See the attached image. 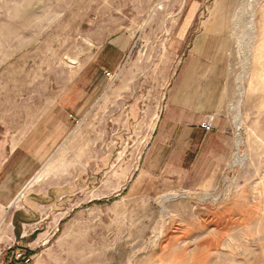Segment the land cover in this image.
Instances as JSON below:
<instances>
[{"label":"rangeland","instance_id":"rangeland-1","mask_svg":"<svg viewBox=\"0 0 264 264\" xmlns=\"http://www.w3.org/2000/svg\"><path fill=\"white\" fill-rule=\"evenodd\" d=\"M120 34L136 46L110 79L97 56ZM206 39L210 60L188 62ZM176 94L221 125L198 159L153 153ZM56 100L76 120L51 155L14 151ZM15 259L264 264V0H0V264Z\"/></svg>","mask_w":264,"mask_h":264},{"label":"crops","instance_id":"crops-1","mask_svg":"<svg viewBox=\"0 0 264 264\" xmlns=\"http://www.w3.org/2000/svg\"><path fill=\"white\" fill-rule=\"evenodd\" d=\"M189 29L186 28V32ZM136 36H129L127 34H120L113 39L109 40L98 52V59L96 66L100 69L108 68L117 72L124 65L127 58L132 54ZM201 40H197L191 47V54L189 55L188 62L209 61V56L205 57V53L208 49L203 50V46L208 45L207 39L204 40V45H201ZM197 53V55H196ZM192 70V68H191ZM198 70H203L202 67ZM74 110H71L70 105L66 100H56L50 106V108L41 117L39 123L35 127L34 131L25 138L20 146H17L14 151L21 150L25 153L35 155L37 161L41 163L45 161L49 155H51L53 138H64L69 132L68 117L74 116ZM77 114V112L75 111ZM215 113V108L211 106L203 105H185L179 102L178 95L164 106L159 119L156 122V126L153 132L155 137L153 138V153L160 151L164 147L173 146L174 152L180 150L187 156L192 146H197V159L200 158V154L204 149L210 151V142H218L222 138H215L220 133L218 128L219 120H215L213 130L211 132L205 131L201 128V123L210 115ZM213 137V138H208ZM215 144V143H214ZM48 145H51V151L45 153V157L38 158L41 150L45 146V150ZM13 154V152L11 153Z\"/></svg>","mask_w":264,"mask_h":264},{"label":"built area","instance_id":"built-area-1","mask_svg":"<svg viewBox=\"0 0 264 264\" xmlns=\"http://www.w3.org/2000/svg\"><path fill=\"white\" fill-rule=\"evenodd\" d=\"M106 75L110 78V79H115L117 74L115 72H111L108 70H105ZM216 120V116L215 114H212L210 116H208L202 123H201V127L207 131H210L213 129L214 126V122ZM19 259H21V257H23V254H18Z\"/></svg>","mask_w":264,"mask_h":264},{"label":"trees","instance_id":"trees-1","mask_svg":"<svg viewBox=\"0 0 264 264\" xmlns=\"http://www.w3.org/2000/svg\"><path fill=\"white\" fill-rule=\"evenodd\" d=\"M27 255H33V253L28 252ZM18 261L20 262L21 260H18ZM14 263H16V259L13 261V264H14Z\"/></svg>","mask_w":264,"mask_h":264}]
</instances>
